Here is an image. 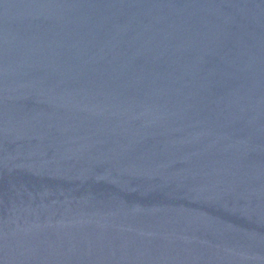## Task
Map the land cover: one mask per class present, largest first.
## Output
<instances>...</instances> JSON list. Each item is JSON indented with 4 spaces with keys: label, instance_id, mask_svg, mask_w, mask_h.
<instances>
[{
    "label": "water",
    "instance_id": "1",
    "mask_svg": "<svg viewBox=\"0 0 264 264\" xmlns=\"http://www.w3.org/2000/svg\"><path fill=\"white\" fill-rule=\"evenodd\" d=\"M0 264H264V0H0Z\"/></svg>",
    "mask_w": 264,
    "mask_h": 264
}]
</instances>
